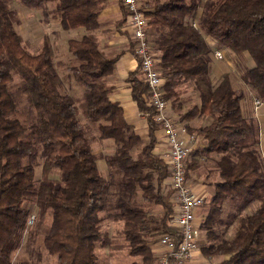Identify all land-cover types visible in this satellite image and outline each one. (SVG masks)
<instances>
[{
	"label": "trees",
	"instance_id": "16d2710c",
	"mask_svg": "<svg viewBox=\"0 0 264 264\" xmlns=\"http://www.w3.org/2000/svg\"><path fill=\"white\" fill-rule=\"evenodd\" d=\"M19 1L30 8L51 3L55 6L49 13L59 19L62 29H84L79 37L67 40V49L77 60L68 73L84 90L80 96L64 90L49 38L43 37L38 52H29L15 29L20 21L17 10L9 0H0V264H11L12 251L27 227L28 203L35 204L38 217L51 212L42 241L47 252L56 256V264H98L96 243L101 247L111 242L118 245L101 228L108 181L96 167L98 157L80 115L99 123L100 138L115 142V153L106 158V163L120 171L121 187L127 196L139 188L142 199L162 207L161 214L152 217L142 206L118 197L116 211L109 214L121 223L119 234L127 253L139 257L131 264H154L156 258L144 230L150 228L161 234L175 231L169 223L173 205L170 192L162 191L168 171L154 152L158 126L152 119L153 110L146 106L148 86L138 67L126 79L139 110H149L144 144L139 146L141 139L125 121L119 103L109 99L106 77L113 72L118 56L106 57L94 33L100 26L98 15L105 0ZM118 1L121 24L126 13ZM204 1L198 16L199 0H140L147 19V39L164 78V98L173 107H180L179 85L192 81L196 89L198 103L179 118L192 119L201 114L211 118L197 128L185 124L205 142L190 152L185 162L186 176L198 168L201 155L214 153L217 157L219 180L213 183L214 194L200 227L209 232L227 199L240 200L239 210L258 202L252 211L237 217L230 238L203 246L202 251L227 255L215 264H264V159L257 147V123L243 115V95L234 88L229 73L221 74L217 82L211 81L208 66L215 48L207 41L210 37L234 53L247 52L254 64L242 72L241 80L256 97L264 98V0ZM44 12L46 16L48 11ZM149 27L155 33L152 38L148 36ZM13 74L20 78L18 90L35 110V119L27 125L11 116L16 109ZM133 148L137 149L135 154L130 152ZM39 153L41 178L36 182L35 159ZM54 169L59 171L56 178L50 176ZM18 264L31 263L21 260Z\"/></svg>",
	"mask_w": 264,
	"mask_h": 264
},
{
	"label": "rangeland",
	"instance_id": "374dc122",
	"mask_svg": "<svg viewBox=\"0 0 264 264\" xmlns=\"http://www.w3.org/2000/svg\"><path fill=\"white\" fill-rule=\"evenodd\" d=\"M10 6L12 8H18L19 0H9ZM204 0H199V8H198V16L201 15L202 10L204 8ZM55 5L51 3H47L45 7L40 8H33L28 9L26 7H22L20 9V21L19 23L15 25L16 32L21 35L22 42L26 49L31 52L35 53L38 52L43 43V37L46 35L50 43L52 45V48L54 50V61L59 64V73L62 75L64 80V85L62 86L64 90H67L68 92H71L75 96H80L84 90V87L80 84H78L73 78L69 75V67L76 64L77 60L74 59V56L68 54L66 52L67 49V40L69 38L79 37L81 33H79L75 29H62L60 26L59 19L56 17H53L52 14H50V10ZM28 7V6H27ZM48 11V14L45 16V12ZM126 15L127 12L125 11ZM125 15V16H126ZM153 35H155L154 30L149 27L148 29V36L149 38H152ZM68 51V49H67ZM222 52V51H221ZM215 57V56H214ZM217 58V57H216ZM221 58H223V53ZM218 58V59H221ZM20 81V78L18 75L13 74V80L12 85L15 91V99H16V109L12 113L11 116L17 117L20 119L24 124H29L32 120L35 119V110L32 106V104L26 99L25 95L20 92L17 88L18 83ZM212 81V79H211ZM214 82V81H213ZM178 90L180 92V102L181 106L179 108L182 109V111H185L187 108L198 103L199 98L198 95H196V89L192 83V81H184L182 82ZM178 102V101H176ZM175 102V103H176ZM172 107V102H171ZM170 107V108H171ZM174 108H177L174 107ZM170 113V109L168 110ZM171 111H173V108H171ZM179 115V113H178ZM80 120L85 126V131L87 136L89 137L90 144L92 151L97 155L99 159V165L102 170L103 176L108 181V202L107 206H105V210L102 211L100 214L103 216V220L101 222V228L105 230L108 234V236H111L115 244H112V242L107 245V247H101L98 243H96V248L94 251L98 253V259L99 262H102V264H109L108 256H113V253L109 250H115L120 249L121 251L118 254V256L115 258V264H129L130 261H128V257H125L126 250L124 249L123 243L125 240L118 235V229L119 224L116 223L112 216L109 215L116 211V202L118 197L124 198L134 204L142 206L145 210L148 211L149 215L154 217L158 216L162 212V207L155 203L154 201H148L142 199L140 195V189L137 188L133 195L127 196V194L123 191L121 187V173L118 170V168L109 166L106 163V158L113 153H115L116 144L113 141V139H102L99 137V129H98V122H89L87 119H85L83 116L80 115ZM145 142H141L139 146L144 144ZM157 143V140H156ZM189 146L194 150L195 147H192V145L189 144ZM137 149L133 148L132 154H135ZM191 150V151H192ZM214 154V153H211ZM216 154L212 157L205 158L203 155H201V162L197 169L191 170L188 172L187 182L191 187L192 179H205L208 178L215 179L216 173L213 172V169H215L216 166ZM190 158V156H189ZM36 161V168H35V175L34 179L36 182H38L41 178V165H42V156L40 153L38 154ZM207 168V170H205ZM209 168V169H208ZM168 171V169H167ZM198 174H195V173ZM59 171L54 169L51 171L50 176L52 177H58ZM218 175V174H217ZM169 171L167 178L169 180ZM202 177V178H201ZM218 180H219V176ZM217 181V180H216ZM162 191L170 192V200L172 202V210L174 206V202L172 200V189L171 187H167L166 184L163 183ZM228 201V199H227ZM226 203V201H225ZM30 213L29 216H32V221L28 223V226L25 228V230L22 233L21 240L19 246L12 251V259L11 264H18L21 260H27L31 264H56V256L51 255L47 252L43 245V236L47 233L50 222H51V212L48 210L45 214V216L38 217L37 208L34 203H28L27 204ZM228 211V203L225 207V211ZM224 211V212H225ZM172 213V212H171ZM171 215V214H170ZM145 232V238L148 240L149 243L151 242H157L158 237L160 236V232H153L150 228H147L144 230ZM112 240V241H113ZM139 259V258H138ZM134 260V259H132Z\"/></svg>",
	"mask_w": 264,
	"mask_h": 264
},
{
	"label": "crops",
	"instance_id": "0c3cea01",
	"mask_svg": "<svg viewBox=\"0 0 264 264\" xmlns=\"http://www.w3.org/2000/svg\"><path fill=\"white\" fill-rule=\"evenodd\" d=\"M15 8L20 15V9L22 7L30 8L23 5L20 1ZM20 8V9H19ZM33 9V8H30ZM20 17V16H19ZM122 12L121 7L118 0H105L102 6V9L98 15V21L100 23L99 28L95 30V35L98 40L100 51L106 57H113L118 56L115 62V68L113 72L107 75V87L109 90V99L112 101H116L122 108L123 116L125 121L131 125L132 130L139 135L141 142H146L148 138V125L146 121V117L141 116L139 112V108L136 102L131 97V90L129 86V82L127 81V76L129 72L134 71L137 68V60L134 57L131 47V35L130 31L128 30L127 26V16L121 24H119V20H121ZM79 33L83 34L85 31L83 28L75 29ZM68 40V39H66ZM208 44L213 46L216 50L222 51L223 58L218 59L211 55L210 62H209V76L212 81L217 82L223 73H229L232 79V83L234 88L238 89L242 92V98L240 100V107L244 116L248 118H252L256 121L258 127V140L259 144V151L261 156L264 159V104H261L256 110L253 106V99L257 96L254 91H252L247 85H245L241 80V74L245 69H248L253 66L254 62L250 55L247 52L242 53H234L233 51L229 50L226 47H222L218 45L212 38L207 37ZM52 46V45H51ZM67 46V45H66ZM66 52L69 54V51ZM71 55V54H70ZM197 103V102H196ZM171 104V103H170ZM171 105L168 109H170V116L173 119L174 123L177 125H184L187 124L192 128H197L204 124L210 122L211 118L207 115H198L192 119H184L181 120L179 118L180 114L183 113L182 109L179 110L180 107L174 108L171 111ZM169 112V111H168ZM179 113V115H178ZM157 143L154 147V152L160 156L159 150L162 148L161 142V131L156 128L154 131ZM193 136V137H192ZM181 137L186 141L187 145H192L195 147L194 149L200 148L205 142L200 139L194 132H190L186 129V132L183 134L181 132ZM104 140L109 138H102ZM214 154L203 156L205 158L212 157ZM216 157V156H215ZM97 166L99 171L102 173V170L99 165V159L97 158ZM209 169V168H208ZM213 172L216 173L215 179L208 178L207 180L200 179H192L191 188L193 192L202 196L204 198V203L200 205L195 210V218L194 222L199 227L201 222L205 218L209 208V201L214 194V186L213 183L218 180L217 175V166H215ZM207 170V168H205ZM191 171V170H190ZM195 171V170H194ZM195 174H198L197 172ZM103 175V174H102ZM202 178V177H201ZM166 184L167 187H170V180L167 178L163 182ZM222 204V212L217 219L211 223L210 230L207 232V229H201L200 236L198 238V246L192 252L191 256L183 262V264H215L219 263L221 260L225 259L227 255L223 254H205L202 251L203 246H207L210 244H215L219 240L228 239L230 238L235 230V226L237 223V217L243 213H248L252 211L258 204V202H254L245 209L239 210L240 200L231 199L225 200ZM228 203V211H225V207ZM225 211V212H224ZM119 224L118 235L122 237L119 232L121 229L120 221H115ZM110 238H112L110 236ZM123 238V237H122ZM114 239V238H113ZM124 239V238H123ZM125 242L123 243V245ZM148 246L156 258L158 253L161 251L162 246L158 244V242H148ZM126 250L125 257H128L129 264L132 261L139 260L138 256H130L127 253V247L124 246ZM113 253V256H108V263L115 264V258L121 251L120 249L109 250ZM98 264H102L99 262L98 253L95 251ZM134 259V260H132ZM155 263V262H154Z\"/></svg>",
	"mask_w": 264,
	"mask_h": 264
},
{
	"label": "built area",
	"instance_id": "2783aa9c",
	"mask_svg": "<svg viewBox=\"0 0 264 264\" xmlns=\"http://www.w3.org/2000/svg\"><path fill=\"white\" fill-rule=\"evenodd\" d=\"M127 12V26L133 41V54L141 79L148 86L146 106L153 110L152 119L161 131L162 148L159 150L161 159L169 171L170 187L172 189L173 210L169 223L175 229L174 233H164L158 237L162 246L154 264H183L198 246L200 227L195 224V210L204 203V198L195 192L187 182L186 163L192 150L181 137L186 132L184 125H177L168 113L170 100L164 98L161 70L157 66L156 53L151 49L147 39V19L140 0H121ZM195 25V23H193ZM213 55L221 58L222 53L216 49ZM264 104V98L254 97L253 106L256 110ZM146 117L149 110H139ZM193 137V136H192ZM32 221L28 217L27 225Z\"/></svg>",
	"mask_w": 264,
	"mask_h": 264
}]
</instances>
